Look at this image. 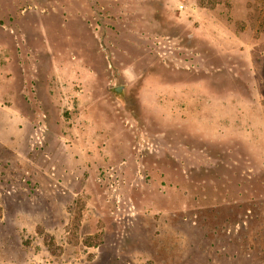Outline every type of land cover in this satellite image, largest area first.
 Instances as JSON below:
<instances>
[{"label":"rangeland","instance_id":"374dc122","mask_svg":"<svg viewBox=\"0 0 264 264\" xmlns=\"http://www.w3.org/2000/svg\"><path fill=\"white\" fill-rule=\"evenodd\" d=\"M0 264H264V0H0Z\"/></svg>","mask_w":264,"mask_h":264}]
</instances>
